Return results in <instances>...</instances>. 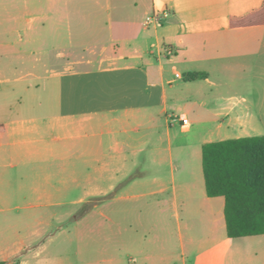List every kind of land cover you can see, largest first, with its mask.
Returning <instances> with one entry per match:
<instances>
[{"label":"crops","instance_id":"0c3cea01","mask_svg":"<svg viewBox=\"0 0 264 264\" xmlns=\"http://www.w3.org/2000/svg\"><path fill=\"white\" fill-rule=\"evenodd\" d=\"M166 8L162 25L147 24ZM8 14L15 27L29 17V43L54 56L12 75L0 68V202L12 197L5 189L29 168L36 144L56 155L48 142H63L60 153L86 164L77 184L107 194L93 206L109 209L111 249L90 262L77 252L68 263L24 252L27 241L17 240L0 261L264 264V233L229 237L225 197L207 194L202 155L206 142L264 134V0H12ZM11 46L0 39V48ZM199 72L206 75L189 79ZM121 206L125 215L160 213L139 233L117 225ZM166 208L170 234L158 231Z\"/></svg>","mask_w":264,"mask_h":264},{"label":"rangeland","instance_id":"374dc122","mask_svg":"<svg viewBox=\"0 0 264 264\" xmlns=\"http://www.w3.org/2000/svg\"><path fill=\"white\" fill-rule=\"evenodd\" d=\"M11 8L12 0H0V29L5 30V33L0 34V39L4 38L7 43L13 44L8 48H0V68L3 69V73L10 75L29 70L34 65L41 66L44 63L43 59L50 60L52 53V57L54 56V49L52 53L45 54V51L52 49L45 47L43 43H29L25 30L29 17H18L20 22L15 27L17 25L15 16L1 15L8 11L10 13ZM41 22L42 20H38L37 25ZM39 59L41 62H38ZM177 116L180 117V113H177ZM74 140H69L72 146L75 144ZM61 143L63 142L52 139L48 142V147L54 148L56 155H49L44 152L46 151L44 146L36 144L37 153L29 168L26 171L17 170L12 175V187L5 189L4 193L12 197L9 201L0 202L11 203L0 205V238L4 237L1 242L4 252H0V255L6 254L17 240L27 241L24 252H38L43 256H66L68 263H75L77 252L82 253L85 262H90L94 254L105 253L111 249L108 242L110 221L102 213L108 214L109 209L107 206L100 208L93 206L107 194L92 196V193L84 192L83 186L78 185L76 179L78 169L80 176L86 174V164L74 156L60 153ZM142 170L149 172L150 167L145 165ZM165 170L164 173L167 175L169 166H166ZM25 173L28 175H24ZM23 187L25 189H22ZM104 202L105 200L101 201ZM28 203L37 205L29 206ZM39 203L63 205L49 207ZM128 203H147V200ZM116 212L119 214L117 225L121 224L123 227L125 224L127 226L133 223L139 233L148 232V227H151L150 220L155 215L158 217L160 213L154 209H143L140 217L135 211L131 215H125L123 206ZM136 217L141 220L136 221ZM161 217L163 229L161 230L159 226L158 231L170 234L171 210L166 208ZM131 233L135 234V231ZM118 238L121 239V236Z\"/></svg>","mask_w":264,"mask_h":264},{"label":"trees","instance_id":"16d2710c","mask_svg":"<svg viewBox=\"0 0 264 264\" xmlns=\"http://www.w3.org/2000/svg\"><path fill=\"white\" fill-rule=\"evenodd\" d=\"M205 75L192 73L189 79ZM202 155L207 194L225 197L229 237L263 234L264 134L206 142Z\"/></svg>","mask_w":264,"mask_h":264},{"label":"built area","instance_id":"2783aa9c","mask_svg":"<svg viewBox=\"0 0 264 264\" xmlns=\"http://www.w3.org/2000/svg\"><path fill=\"white\" fill-rule=\"evenodd\" d=\"M170 15H171V12L167 8L163 9V10H160V11H156V12H154L153 14H151V15H149L147 17V24L148 25H152V24H154V25H162L167 20V18L170 17ZM166 52L169 55H174L175 54V51H173V49H171V48H167ZM182 122L183 123H187V118H183Z\"/></svg>","mask_w":264,"mask_h":264}]
</instances>
